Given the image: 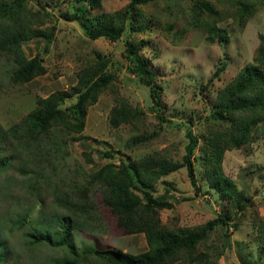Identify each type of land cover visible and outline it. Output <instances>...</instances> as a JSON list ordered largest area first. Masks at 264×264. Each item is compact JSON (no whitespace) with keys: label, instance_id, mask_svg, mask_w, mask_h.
I'll return each instance as SVG.
<instances>
[{"label":"rangeland","instance_id":"374dc122","mask_svg":"<svg viewBox=\"0 0 264 264\" xmlns=\"http://www.w3.org/2000/svg\"><path fill=\"white\" fill-rule=\"evenodd\" d=\"M39 1L53 14L54 38L47 49L43 48L42 36L28 40L23 48L28 57L39 53L47 72L27 83L12 84L11 63L0 56V158L7 159V165L0 169V244L5 254L0 264H57L70 258H78L77 264H105L83 251L90 247H117L130 253L145 250L143 233L121 235L115 221L103 213L104 188L90 184L88 174L108 162L120 165L156 151L182 163L188 129L199 140L194 152L199 190L194 191L185 166L160 178L151 188L152 194L173 203V207L160 211V217L166 223L177 217L179 224L193 227L226 210V198H221L205 179L202 144L206 125L214 121L219 89L252 63L259 35L264 34V3L240 28L232 15L239 0H154L139 5L129 22L132 29L128 25L123 37L112 41L106 37L91 39L80 22L63 18L64 13L73 15L75 6L89 8L85 0ZM127 2L101 0V8L105 13L123 11ZM205 5L222 13L217 25L227 30V43L210 41L201 28L175 36L185 19ZM30 6L36 8L32 3ZM94 16L92 13L83 22L94 21ZM126 38L140 48L158 75L162 85L160 110L152 106L147 86L130 69ZM96 52L111 58L108 70L115 76L120 96L143 110L144 129L110 125L109 113L115 102L108 90L88 108L80 134L53 127L37 137L27 136L25 126L36 99L67 90ZM222 62L226 68L207 84ZM74 101L75 97L67 99L63 107ZM222 169L253 205L233 217L237 228L215 227L206 241L208 256L216 264H264V232L258 228L259 221L264 222V121L254 129L249 143L224 152ZM65 222L71 224L67 239L74 246L73 252L67 246L31 242L37 233H49L58 241ZM205 245L201 249L206 250Z\"/></svg>","mask_w":264,"mask_h":264},{"label":"trees","instance_id":"16d2710c","mask_svg":"<svg viewBox=\"0 0 264 264\" xmlns=\"http://www.w3.org/2000/svg\"><path fill=\"white\" fill-rule=\"evenodd\" d=\"M150 1L154 0H128L123 11L105 13L101 8V0H85L89 8L84 5L75 6L73 15L64 13L62 16L66 20L80 22L84 34L91 39L106 37L117 41L123 37L128 25V29H132L133 25L129 22L133 21L137 7ZM31 3L36 8L31 7ZM238 3L232 15L238 26L243 28L253 11L259 8L264 0H239ZM92 13H95V20H90V23L83 22V19ZM221 14L209 5L200 7L185 19L183 27L175 31V36L179 38L191 29L201 28L210 41L216 39L220 43H227V30L217 25ZM52 18L53 14L41 6L39 0H0V56L11 63L10 83L24 84L47 72L41 55L36 53L28 57L23 46L33 37L42 36L45 39L43 48L47 49L55 32ZM124 47L132 63L130 69L136 72L147 86L152 106L160 110L162 85L156 71L140 48L127 38L124 40ZM255 52L252 63L241 69L230 83L219 89L212 113L214 121L206 125L207 133L202 144L205 179L209 187L218 192L221 198H226V210L204 224L193 227L179 224L177 217H171L169 223L163 222L160 217L162 209L173 207V203L166 197H154L151 192V188L160 178L185 166L194 191L199 190L194 167V152L199 140L193 131L188 129L182 163H176L162 151H156L120 165L108 162L88 174L90 184H98L104 188L101 209L115 221L118 232L121 235L143 233L147 248L138 253H130L117 247H90L83 253L93 255L105 264H216L208 256L210 248L206 241L211 232L217 225L237 228L238 223L233 221V217L253 205L251 198L224 174L222 161L226 150L240 149L249 143L254 129L264 121V34L259 35ZM110 62L109 56L96 52V56L77 72L76 82L67 90L38 97L36 106L28 114L25 134L37 137L53 127L80 134L85 128L88 108L108 90L115 102L109 113L110 125L118 127L129 124L134 130L144 129L145 113L120 96L115 76L108 70ZM225 68V62L217 66L207 84H211ZM73 97L75 101L63 107L65 101ZM158 118L173 123L163 116ZM85 155L88 160H92L90 153ZM6 165L7 159L0 158V169ZM64 219L70 221V217ZM258 228L264 232V222L261 220ZM62 230L58 241L49 233H37L31 236V242L67 246L68 250L73 252L74 246L67 239L71 233V224L65 222ZM204 244L206 250L201 249ZM4 260L5 254L0 244V263ZM77 263L78 258H70L57 264Z\"/></svg>","mask_w":264,"mask_h":264},{"label":"crops","instance_id":"0c3cea01","mask_svg":"<svg viewBox=\"0 0 264 264\" xmlns=\"http://www.w3.org/2000/svg\"><path fill=\"white\" fill-rule=\"evenodd\" d=\"M133 235V234H132ZM124 251H126L125 249H123Z\"/></svg>","mask_w":264,"mask_h":264}]
</instances>
